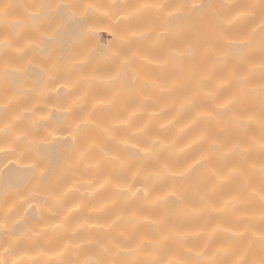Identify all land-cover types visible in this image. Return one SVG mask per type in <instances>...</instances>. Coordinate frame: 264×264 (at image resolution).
<instances>
[{
    "label": "bare ground",
    "instance_id": "obj_1",
    "mask_svg": "<svg viewBox=\"0 0 264 264\" xmlns=\"http://www.w3.org/2000/svg\"><path fill=\"white\" fill-rule=\"evenodd\" d=\"M43 2L0 21L2 258L261 264L264 0Z\"/></svg>",
    "mask_w": 264,
    "mask_h": 264
},
{
    "label": "snow or ice",
    "instance_id": "obj_2",
    "mask_svg": "<svg viewBox=\"0 0 264 264\" xmlns=\"http://www.w3.org/2000/svg\"><path fill=\"white\" fill-rule=\"evenodd\" d=\"M148 5H142L141 7H147ZM18 7H24L25 9L27 8H33L36 9L33 12H30L27 14V21L29 23H32L33 21L36 22L35 26H34V30L38 31L39 30V22L41 20V18L43 17H51L54 13L58 14L61 13L62 10L64 9H68L71 7H75L74 5H68V4H57L55 6L54 9V13L53 12H48L47 9L49 8V5L44 3L43 0H41L40 3L38 4H30V5H15L12 3H5V4H0V21H2L4 27L6 29H16L21 23L22 21L17 20V21H10L7 19L10 11L14 8H18ZM85 9H91L94 7V5L92 4H87L84 6ZM151 7H157L160 9H163L165 7V5L160 4V5H151ZM184 6L183 5H175V8L177 9V11H179L180 9H182ZM193 10H195L196 8L200 7H204V5H191L190 6ZM175 15V13L173 12H169L168 13V18L171 19L173 16ZM259 28V30L264 33V16H262L261 18V23L257 26ZM253 31L255 32L256 29H253ZM83 35L85 37L88 36H94L95 32L93 29L91 28H87L84 30ZM21 37L19 35H17L15 37V39H13V37L10 35L7 38L0 40V46H2L4 49L6 50H14L18 55H23L26 48L28 47V45H23L21 46ZM30 39H29V43H30ZM262 43H264V36H262ZM127 63V61H122L121 64H125ZM9 74V69H8V65L5 64V75ZM262 95H264V89H262ZM231 101H226L224 104L220 105L219 107L226 109L228 108V106L230 105ZM11 104V100H9V104L6 105L5 107H8ZM17 118L13 117V120L15 121ZM7 127V125H6ZM77 127H79V125H77ZM261 127L264 128V113H262V117H261ZM262 139H264V136H262ZM262 149H264V143L261 144ZM140 189H137V193H139ZM262 191H264V189H262ZM172 195H175V193H171ZM145 196L149 195V191L147 189H145L144 192ZM261 201L262 203H264V195L261 196ZM144 242H141V245ZM8 249L4 250V253L0 254V264H9V261H7L6 259H3L2 256L4 254H7ZM57 255H59V253H57ZM12 264H15V262H12ZM111 264H121V262H117V261H113L111 262ZM178 264H186V262L184 261H179ZM238 264H243V261L238 262ZM261 264H264V261L261 262Z\"/></svg>",
    "mask_w": 264,
    "mask_h": 264
},
{
    "label": "rangeland",
    "instance_id": "obj_3",
    "mask_svg": "<svg viewBox=\"0 0 264 264\" xmlns=\"http://www.w3.org/2000/svg\"><path fill=\"white\" fill-rule=\"evenodd\" d=\"M199 28H200V26H199ZM101 39H103L102 40L103 42H105L107 39V35L104 32L101 33Z\"/></svg>",
    "mask_w": 264,
    "mask_h": 264
}]
</instances>
